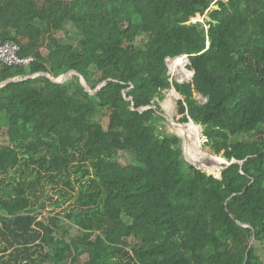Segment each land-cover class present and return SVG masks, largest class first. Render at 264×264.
<instances>
[{"label": "trees", "instance_id": "1", "mask_svg": "<svg viewBox=\"0 0 264 264\" xmlns=\"http://www.w3.org/2000/svg\"><path fill=\"white\" fill-rule=\"evenodd\" d=\"M7 40L32 62L0 61V264H264V0H0ZM173 87L221 177L158 131Z\"/></svg>", "mask_w": 264, "mask_h": 264}, {"label": "rangeland", "instance_id": "2", "mask_svg": "<svg viewBox=\"0 0 264 264\" xmlns=\"http://www.w3.org/2000/svg\"><path fill=\"white\" fill-rule=\"evenodd\" d=\"M213 1L215 3V1H217V0H213ZM210 9L213 10L214 8L211 7ZM192 21L193 22H201L204 25H206V18L201 14H198L195 18H193ZM66 28H67L68 32H70L72 35H74L76 33L74 31V28H73L71 23H68L66 25ZM73 38L75 40H77V38H75V37H73ZM186 60H187V62L183 66V64L180 63L179 61H177L175 59V57L174 58H168L169 72H170L172 80H177L178 82H189L192 80L193 75L192 74L189 75L187 72L184 71V67H185V69L189 70L187 67V64L189 63V59L186 57ZM190 72H192V71H190ZM73 73L74 72L69 73V75L65 78V80L70 79L72 77ZM187 74H188V76H187ZM81 79H83V78L81 77ZM172 92H174V93H172ZM196 97L201 102H204L206 100V98L199 93H196ZM183 98L184 97L179 92H177L174 87L165 90L164 96L162 99L157 98V100L159 101V103L161 105L162 111L164 112L165 117H166L165 120H162L158 123V131L159 132L165 131L167 133L178 134L182 138V140H184V143H185V147H183L185 159L195 166H205V165L213 163V162H215V160H217V165H218L217 167H219L220 170H216V172L215 171H209V170L204 169V168H203V170H205L211 174L214 173L216 175H219L221 173L220 171H221L222 167L224 165L228 164L230 161L225 157L223 152L217 154L216 152H214V150H212L211 146L207 143L208 138L205 135L203 125L196 123L194 121H192L190 123H179L175 119V116L178 114L179 100L183 99ZM166 106H168V107H166ZM98 119H100V121L102 122V124L104 125L105 128L108 127V122H109L108 115H106V114L98 115ZM180 129H183V131L180 132ZM190 135H191V139H190ZM254 136L255 135L251 134V135H246L244 137L251 139ZM241 138H243V136ZM191 140H197L198 146H199L198 149L206 155H209V154L212 155L213 159L206 164L196 163L193 160V156H192L193 150L196 149V147L190 143ZM7 142H8L7 139L0 137V144H5ZM118 159L124 165H128V164H131L134 162L132 155L128 151H121L118 155ZM47 203H48L47 209H45L44 211H40V212H43L45 215L56 214L57 212L61 211L62 208L64 207V206L56 207L55 205H52L50 201H48ZM40 216L42 217V215H40ZM76 231H77L76 227H73L71 229V232H76Z\"/></svg>", "mask_w": 264, "mask_h": 264}, {"label": "built area", "instance_id": "3", "mask_svg": "<svg viewBox=\"0 0 264 264\" xmlns=\"http://www.w3.org/2000/svg\"><path fill=\"white\" fill-rule=\"evenodd\" d=\"M0 61L8 66H29L32 58L20 55V46L12 40L0 44Z\"/></svg>", "mask_w": 264, "mask_h": 264}, {"label": "bare ground", "instance_id": "4", "mask_svg": "<svg viewBox=\"0 0 264 264\" xmlns=\"http://www.w3.org/2000/svg\"><path fill=\"white\" fill-rule=\"evenodd\" d=\"M175 59L177 61H179L180 63L183 64V66L186 64L187 60H186V57L185 56H178V57H175ZM184 71L187 72L189 75L192 74V72H190L189 70L185 69L184 67ZM187 74V76H188ZM174 93V92H172ZM176 94V93H175ZM168 107V106H166ZM183 129H180V132H182ZM188 132V131H187ZM189 136V135H188ZM196 137V136H195ZM190 139H191V135H190ZM191 144H193L196 149L193 150V160L198 163V164H206L208 162H210L213 158H212V155H206L204 153H202L199 149H198V141L197 140H191L190 141ZM200 151V152H199ZM214 161V160H213ZM207 165H217V160H215V162L213 163H210V164H207Z\"/></svg>", "mask_w": 264, "mask_h": 264}, {"label": "water", "instance_id": "5", "mask_svg": "<svg viewBox=\"0 0 264 264\" xmlns=\"http://www.w3.org/2000/svg\"><path fill=\"white\" fill-rule=\"evenodd\" d=\"M212 8H219V5H217V4H213L212 6H211ZM211 9H208V11L204 14V17L207 19V20H212V18L209 16V11H210ZM72 72H74V73H76V71H72ZM69 73H71V72H67V73H65V74H62V75H60L59 77H51L50 75H48L47 73H42V74H46V75H48V76H50L51 77V79L52 80H54V81H58V82H63L64 80H65V78L69 75ZM192 75H193V73H192ZM28 77H31V76H28ZM83 78V77H82ZM12 80H16V78H11V79H7L6 81H4L2 84H0V86H3L4 84H6V83H8V82H10V81H12ZM82 82H83V84L86 86V88L88 89V90H90L91 91V89H90V87H89V85H88V83H87V81H86V79L85 78H83L82 79ZM103 84L101 83L100 84V86H102ZM91 92H94L93 90L91 91ZM210 99V95H208L207 96V100H209ZM193 120L192 119H190V121L188 122V123H190V122H192ZM178 135V134H177ZM183 147H185V143H184V140H183ZM236 160H231L227 165H230L231 163H233V162H235ZM198 168H200V169H203L202 167H200V166H197ZM226 167V165H224L223 167H222V169H221V173L219 174V175H216V174H214V173H212V174H214L215 176H217V177H221V174H222V170L224 169ZM211 174V173H210ZM71 261H72V259L70 260V264H71Z\"/></svg>", "mask_w": 264, "mask_h": 264}]
</instances>
